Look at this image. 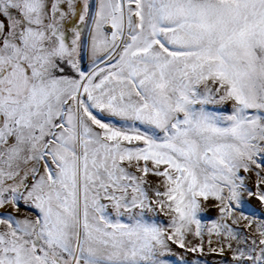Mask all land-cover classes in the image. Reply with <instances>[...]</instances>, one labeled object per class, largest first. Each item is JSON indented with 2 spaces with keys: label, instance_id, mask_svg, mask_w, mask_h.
Masks as SVG:
<instances>
[{
  "label": "snow or ice",
  "instance_id": "obj_1",
  "mask_svg": "<svg viewBox=\"0 0 264 264\" xmlns=\"http://www.w3.org/2000/svg\"><path fill=\"white\" fill-rule=\"evenodd\" d=\"M0 264H264V0H0Z\"/></svg>",
  "mask_w": 264,
  "mask_h": 264
}]
</instances>
